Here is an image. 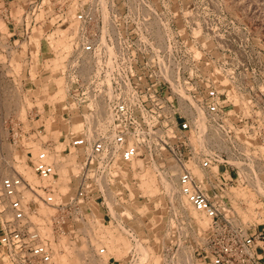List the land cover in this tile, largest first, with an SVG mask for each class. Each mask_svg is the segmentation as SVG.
I'll return each mask as SVG.
<instances>
[{
    "label": "built area",
    "instance_id": "built-area-1",
    "mask_svg": "<svg viewBox=\"0 0 264 264\" xmlns=\"http://www.w3.org/2000/svg\"><path fill=\"white\" fill-rule=\"evenodd\" d=\"M113 3L125 0H0V264H58L62 240L86 244L85 264H108L99 229L135 242L133 223L157 225L134 198L162 214L167 236L197 229L177 262L163 239L164 264H264V62L236 69L220 25L96 8ZM55 99L57 135L45 123ZM138 159L172 181L177 201L128 195ZM125 259L136 261L134 247Z\"/></svg>",
    "mask_w": 264,
    "mask_h": 264
},
{
    "label": "rangeland",
    "instance_id": "rangeland-1",
    "mask_svg": "<svg viewBox=\"0 0 264 264\" xmlns=\"http://www.w3.org/2000/svg\"><path fill=\"white\" fill-rule=\"evenodd\" d=\"M102 6L97 5L96 8L100 10V12L102 10L106 16H116V14H119L120 11L122 16H145L147 13H149L151 16H193L194 20L200 24L202 30L205 29V25L207 24H212V26L210 25L211 27L220 25L222 26V31L228 30V40L233 47L232 55L233 61L236 64V69H241V67L245 65L248 66L249 64L264 62V0H125L124 4L117 5L113 3L103 4ZM10 7L12 8V5ZM40 13L43 14V10H41ZM0 26L3 31L6 32V25H4L1 21ZM22 48L23 51L20 53H14L12 60H10V64L15 66V75L18 73L21 67L20 59L26 47L22 46ZM0 62H4L2 55H0ZM1 69L2 66H0V70ZM9 71L10 69L6 70V72ZM55 102L56 106H52ZM48 104L49 110L52 113V117L48 118L45 123L53 121L54 123L57 122L58 126H60V124L64 122L62 116L63 109H60L61 102L59 100H53ZM57 106H59V108H56ZM49 133L57 135L59 132L57 133L49 130ZM159 177L161 178V176H158V179ZM136 185H138V183H136ZM125 187L128 190L129 196L136 197L138 194L144 195L139 188H136L137 192L132 195L134 190L130 189L126 184ZM158 188V191H152V193L149 195L152 199L157 197L160 204H162L164 200L163 197L165 195L168 196V194L166 193L163 185H159ZM168 199H170L169 196ZM170 200L173 203L174 201H177V199ZM136 201L141 200L137 199ZM154 204H156V202ZM178 204H180V202H178ZM149 207H151L150 202ZM182 207L200 230L195 219L193 218L192 212L187 207H185L183 203ZM155 208L157 207L155 206ZM136 209L144 218L145 216L140 211L138 205L136 206ZM152 211L154 212V216L151 223L157 224L155 227H152L151 224H144L142 227V222L133 223V228L135 229L134 231L137 232V238L141 240L140 242H132L117 227H109L112 230H116V232H114L115 235L120 233L128 241L130 240L131 243L127 247L123 248L124 250L121 251L119 255H113L118 260L110 259L108 264H128V261L125 258L127 256L128 250L131 247L135 248L136 253V261L131 264H164V255L162 256L160 254L164 253V247L162 243L163 239L167 240L168 242L170 241V244L168 242L167 244L172 247V253H169L168 258L175 255V260H173L175 262H177V259L180 260V255L187 254V250L192 248L193 244L196 242L194 238L197 235V229L195 227L190 224H186L179 230L177 228H174L173 230L169 229V236H167L168 225L167 223L161 222L160 216L162 218V214L159 216L158 210L155 212V210L152 209ZM97 223L100 225L99 221ZM107 229L108 227L99 230L102 231V234H104V236L108 239L109 235H107ZM93 236L98 237L99 234L92 235L91 239H94ZM153 236L154 238H150ZM67 243L70 245V247H75L73 244L69 242ZM70 247L65 246L64 249L71 253L72 250ZM71 254H73V252ZM74 256L77 261L76 264H79V260H77L76 255ZM113 260L114 262H112ZM165 262H167V260ZM103 264H107L106 259L103 260Z\"/></svg>",
    "mask_w": 264,
    "mask_h": 264
},
{
    "label": "bare ground",
    "instance_id": "bare-ground-1",
    "mask_svg": "<svg viewBox=\"0 0 264 264\" xmlns=\"http://www.w3.org/2000/svg\"><path fill=\"white\" fill-rule=\"evenodd\" d=\"M22 46L26 47V43H23ZM22 51H23V48H22ZM13 58V56H12ZM11 58V60H12ZM62 88H58L56 93L54 95H62L63 94V90H61ZM44 99H42L40 101V104H37L39 105V108H40V111H43V103L46 101L47 102V99H45V101H43ZM55 100H58V99H55ZM54 100V101H55ZM61 102V100H59ZM62 102H61V107L60 109L62 110L63 107H62ZM56 108H59V106H57ZM97 118L99 116H101V113H103V110L102 109H97ZM77 118V117H76ZM49 123H51V128L49 129L50 131H54V132H59V126L57 124V122H53V121H49ZM76 124V123H75ZM161 164V162L159 163ZM135 172L137 173V183L138 185H133L132 184V181H131V174L127 175L126 176V180H127V183L126 185L134 190V192L132 193V195H134L137 190L136 188L140 189V191L143 192V194H151L152 191H158L159 188L158 186L159 185H163L165 190H166V193L168 194L169 198L172 199V200H175L177 199L176 195H175V186L174 184L172 183L171 180H169L165 175H160L161 178L159 177L158 179V173H157V170L158 168L156 167V165L152 164H145L144 160H141V159H138L136 162H135ZM159 172V171H158ZM136 190V191H135ZM137 199L134 198V200H132L130 202L131 206L133 208L136 209V206L138 205L140 211L143 213V215L146 217V218H151L152 216V213L154 214V212L152 211L151 207H149V203L148 202H141V201H136ZM182 203L185 205V207H187L193 214V218L195 219L197 225L199 226L200 230L201 228L203 227V220L201 219L200 216L197 215L196 212L192 211V209L184 203V201L181 199ZM99 223L101 225V220H99ZM199 223V224H198ZM108 229H110L108 227ZM106 230L107 231V235L108 236V243H107V248H108V251L113 254V255H119V253L121 251H123L125 247H127L131 241L127 240L124 236H122L120 233H118L117 235L114 234V232H116V230ZM123 233V232H122ZM106 235V234H105ZM94 239H92V242L93 243H97L98 240H97V236L94 237ZM128 238V237H127ZM95 240L97 242H95ZM135 241L137 242H140L141 240L138 239V238H135ZM62 247H63V250L62 252H60L58 255H57V259H58V264H76V258L74 255H76L77 257V260H79V264H85L84 263V256L87 254L86 251L88 249V247L86 246V244H83L82 245H79V246H75V247H70V245L65 241L63 240L62 241ZM65 246H68L70 247V249L72 250L73 254L69 253L68 250L64 249ZM77 248V249H76ZM77 250V251H76ZM84 252V254H83ZM104 260V259H103ZM103 260L100 261V264H103Z\"/></svg>",
    "mask_w": 264,
    "mask_h": 264
},
{
    "label": "crops",
    "instance_id": "crops-1",
    "mask_svg": "<svg viewBox=\"0 0 264 264\" xmlns=\"http://www.w3.org/2000/svg\"><path fill=\"white\" fill-rule=\"evenodd\" d=\"M145 227V226H144ZM151 228V227H150Z\"/></svg>",
    "mask_w": 264,
    "mask_h": 264
}]
</instances>
